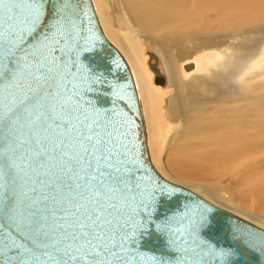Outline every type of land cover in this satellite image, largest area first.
Returning a JSON list of instances; mask_svg holds the SVG:
<instances>
[{"label":"bare ground","instance_id":"1","mask_svg":"<svg viewBox=\"0 0 264 264\" xmlns=\"http://www.w3.org/2000/svg\"><path fill=\"white\" fill-rule=\"evenodd\" d=\"M85 2L90 8L83 10V24L91 20L122 64L118 72L111 58L103 65L122 77V90L116 82L100 89L110 95L119 89L115 99L125 125L136 127L150 169L217 209L210 220L234 217L264 234V214L258 213L264 201V0ZM173 145L182 146L180 160L210 169L217 185L222 180L235 194L248 187L255 212L240 210L229 192L217 196L168 177L166 151ZM233 231V242L252 245L264 258V235L248 227Z\"/></svg>","mask_w":264,"mask_h":264},{"label":"snow or ice","instance_id":"2","mask_svg":"<svg viewBox=\"0 0 264 264\" xmlns=\"http://www.w3.org/2000/svg\"><path fill=\"white\" fill-rule=\"evenodd\" d=\"M47 3L0 0V167H30L47 153L71 181L63 185L70 207L61 216L69 223L51 247L67 264H132L155 196L140 189L130 161L118 153L107 114L87 98L103 80L82 75L69 55L74 48L67 25L74 22L60 19L67 0H58L51 28ZM16 222L43 234L33 213L17 211ZM41 255L56 260L53 253Z\"/></svg>","mask_w":264,"mask_h":264},{"label":"water","instance_id":"3","mask_svg":"<svg viewBox=\"0 0 264 264\" xmlns=\"http://www.w3.org/2000/svg\"><path fill=\"white\" fill-rule=\"evenodd\" d=\"M79 1L67 0L69 6L60 15L62 21L66 22V18L74 22V25H67L72 36L69 43L74 48L69 55L82 66V75L99 76L103 80V84L94 86L96 91L87 94V98L107 114L118 153L130 161L128 166L137 177L140 189L155 196L148 230L142 236L137 234L133 255H139L132 264H264V258L253 252L255 247H241L232 239L233 230L239 228L248 227L260 236L264 235L262 232L234 217L227 220L219 215L217 221L210 220L208 216L218 214L217 209L204 204L189 191L164 182L150 169L136 127L134 130L130 124L125 125L123 110L115 99L119 89L112 95L100 89L105 84L114 88L116 82L122 90V77L117 78L111 64L108 69L103 66L111 58L117 64L118 72V66L122 64L116 57H111L114 51L99 37L91 20L89 26L84 25L81 16L85 17L83 10L89 5L85 0L84 3ZM57 3L58 0H48L47 3L49 28L58 19ZM87 12L92 19L91 9ZM55 54L60 55L59 51ZM2 84L3 79H0V86ZM15 162L19 164L18 159ZM30 163V167L28 164L15 168L0 167V264H67L61 259L62 253H57L51 244L62 238L60 226L69 223L61 220V216L70 207L65 200L70 190L63 185L71 181L65 173L53 167L56 161L50 160L47 153L35 157ZM17 211L24 213L25 217L35 214L43 227V234L20 226L16 222ZM57 247L63 245L57 244ZM45 251L53 253L56 260L41 255ZM33 256L39 259L34 260Z\"/></svg>","mask_w":264,"mask_h":264},{"label":"rangeland","instance_id":"4","mask_svg":"<svg viewBox=\"0 0 264 264\" xmlns=\"http://www.w3.org/2000/svg\"><path fill=\"white\" fill-rule=\"evenodd\" d=\"M257 78L261 79L260 76ZM222 119H223V117L221 118V120ZM229 132L232 133L231 130ZM240 135H242V134H240ZM253 141L254 140L252 139L251 144H254ZM173 146H174L173 150H175V151L172 150V152L168 153V154L166 151L165 168H166V172L169 174L168 175L166 173V175L168 177H170L172 179H176L177 181L183 182L187 185L193 184V183L203 185V186L209 188L212 192L214 191L217 196L220 194L221 190L224 192H227V193L229 192L230 194H232V198L236 202V204L238 206L239 205L241 206V207L239 206L240 210H247L249 212H255L252 208V203L255 200H253L252 198L250 199V196H248V194L246 192L248 187H245L243 189L244 190L243 192H239V193L235 194L232 191H228L229 188H227L225 186V184L222 180H219V184L217 185L215 179L212 177V171H209V172L207 171L210 169H207V167H205V166L203 167V164L192 162L188 159H187V162H185L184 160L183 161L180 160V159H182L181 154H180V156H178L179 154H177L176 152L181 150L182 146L181 147H177V145H173ZM175 146H176V148H175ZM194 151L190 150L188 153L189 154L191 153L190 155H193V154H195ZM204 168H206V170ZM215 168H217V167H213V169H215ZM197 182H200V183H197ZM174 184L179 185V186L182 185V187L186 186L185 184H178V183H174ZM184 188H187V186ZM243 196H244L243 201L241 199L237 198V197H243ZM239 200H241V201H239ZM258 202L260 203V209L258 210V213L260 215L264 214V201H258ZM249 205L251 208L249 207ZM261 205H263V206H261ZM262 216H264V215H262Z\"/></svg>","mask_w":264,"mask_h":264}]
</instances>
